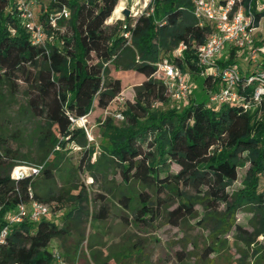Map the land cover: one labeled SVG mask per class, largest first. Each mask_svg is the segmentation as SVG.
<instances>
[{
    "label": "trees",
    "instance_id": "obj_1",
    "mask_svg": "<svg viewBox=\"0 0 264 264\" xmlns=\"http://www.w3.org/2000/svg\"><path fill=\"white\" fill-rule=\"evenodd\" d=\"M241 2L245 5L249 0ZM10 3L11 0H0V83L13 87L14 75H23L34 91L28 105L47 121L58 138L80 132L71 118L88 117L93 108L112 111L111 101L123 90L120 71L128 70L138 76L140 83L133 87L134 98L125 100L126 111H121L125 124L117 128L108 116L99 124L100 161L118 170L125 187L116 202L133 214L138 226H150L162 215L167 224L177 227L194 216L195 205H203L211 214L205 213L204 218L215 220L223 233L231 226L241 231L242 227L228 218L240 206L248 205L258 221L255 234L264 238V193L258 182L264 175V121L255 125V113L243 111L240 104L199 101L204 98H193L181 109L164 112L152 111L149 104L151 100L164 103L168 99L162 84L154 78L155 65L162 59L184 75L198 74L196 47L204 42L210 26H198L191 0H150L146 13L127 19L122 26L105 24L107 19L119 15V0H57L54 5L65 4L70 15L56 29L47 27L51 33L46 32V38L52 39L43 46L28 43ZM261 18L264 9L253 12L255 27ZM125 32L129 33L128 39L123 37ZM179 44L184 49L176 55L173 52ZM253 48L256 56L264 55L262 41L255 42ZM227 51L224 60H214L213 64L235 68L241 78L248 76L251 69L264 71L263 63H257L256 58L250 63L246 54ZM243 58L247 66L239 70L237 61ZM109 66L115 70L111 76L106 72ZM198 83L202 92L217 86L209 76L198 78ZM81 148L77 170L93 166L88 165L91 148L85 144ZM11 159L5 140L0 138V208L4 213L13 211L19 202H26L29 195L36 201H47L37 192L52 183L54 167L46 162L39 165L37 177L13 180L9 177ZM240 161L251 165L241 187L232 194L227 189L236 180ZM170 165L176 166V171H170ZM132 184L136 189L128 188ZM81 199L88 201L86 194ZM98 199L97 211L89 214L96 222L108 215L104 198ZM172 202L175 205L170 208ZM221 204L225 212L218 220L214 215ZM62 220L61 225L45 217L10 225L0 245V264H50L53 258L48 242L60 241L71 233L70 211ZM208 238L206 256L216 254L220 247V241L211 235ZM176 256L184 260L180 253ZM256 261L264 264V252Z\"/></svg>",
    "mask_w": 264,
    "mask_h": 264
},
{
    "label": "rangeland",
    "instance_id": "obj_2",
    "mask_svg": "<svg viewBox=\"0 0 264 264\" xmlns=\"http://www.w3.org/2000/svg\"><path fill=\"white\" fill-rule=\"evenodd\" d=\"M119 1L122 2L123 9L116 18L107 19L105 24L121 23L119 26H122L127 19L133 20L146 13L150 2V0ZM123 11H127V15H124ZM263 38L264 18H261L252 40L261 42ZM227 52L225 47L221 60L226 58ZM239 53L246 54L243 47L235 50V54ZM256 62L264 65V55L256 56ZM246 66L245 58L237 61L239 70L245 69ZM113 70L109 66L106 72L111 76L114 74ZM119 74L123 88L121 96L124 101H132L133 87L140 83L138 76L128 70L120 71ZM184 78L188 85L187 97L180 102L167 99L166 102L159 103L151 100L149 104L152 111L181 109L184 105L190 104L189 101L193 98H204L199 101L208 104L209 94L205 96L204 92L209 93L210 90L202 92L198 83L200 76L186 74ZM12 81L13 87L7 86L4 82L0 83V138L5 140V146L12 154L13 166L9 177H13L15 171L22 165L49 163L54 167L53 181L37 192L47 199L43 202L49 209L45 220H52L55 224L61 225L62 216L69 211L71 213L72 220L68 223L71 229L69 236L60 241L51 239L48 242V250H55L58 253V257L53 258L50 264H259L256 257L264 252V238L260 234H255L258 230V221L252 217V208L248 205L240 206L233 216L228 218V221L232 219L234 225L242 227L241 231H236L231 226L223 233L215 220L204 218V214L210 212L204 210L203 205H195L194 216L186 218L177 227L167 224L162 215L150 226H138L136 224L138 222L133 220V214L116 202L125 187L120 181L118 170L100 161L102 148L99 134L102 128L99 124L108 116L112 125L120 128L125 124V119L117 120L111 113L106 114L93 108L88 117L81 120L71 118L73 126L78 127L80 132L60 139L53 133L47 121L28 105L29 99L34 95L29 82H26L20 73H16ZM114 107L110 105L109 109L113 110ZM118 108L122 112L126 111V105ZM263 121V112L255 114V125ZM52 133L54 136L50 137ZM83 144L91 148L88 165H93L94 168L91 166L77 170ZM250 165L249 161L239 162L236 180L227 189L229 193L233 194L236 191L234 189L241 187L240 182ZM169 170L176 171V166L170 165ZM260 178L261 181L258 182L264 193V175H260ZM128 188L136 189L133 184ZM84 194L88 197L86 202L81 199ZM188 195L194 193L189 192ZM99 196L104 198L108 215L103 221L96 222L89 214L97 211ZM172 203L170 208L175 205V202ZM224 212L225 207L221 204L214 216L219 220ZM5 217L6 213L0 208V224ZM203 218L205 220L202 222ZM75 231L79 234L76 235ZM208 235L220 241V247L216 254L207 257L204 248L209 245ZM177 253L184 256L183 261L178 260ZM210 259H213L212 262Z\"/></svg>",
    "mask_w": 264,
    "mask_h": 264
},
{
    "label": "built area",
    "instance_id": "obj_3",
    "mask_svg": "<svg viewBox=\"0 0 264 264\" xmlns=\"http://www.w3.org/2000/svg\"><path fill=\"white\" fill-rule=\"evenodd\" d=\"M241 1L191 0L192 13L198 26L205 23L210 26V32L204 42L196 47L197 73L200 77L209 76L211 82H217L216 88L209 89L207 93L208 101L212 104H240L243 111L264 113V71L251 69L248 76L241 78L237 69L219 68L217 64H213L214 60L220 59L223 55L225 47L234 50L243 47L250 63L256 58L257 50L253 48L255 42L252 40V35L258 24L255 27L252 18L253 12L260 13L264 9V0H249L245 5ZM55 3L57 0H11L9 7L14 12L18 26L26 34L30 45L43 46L47 41H51L52 37L46 38L45 33L48 31L51 33V30L56 29L59 23H64L69 18L70 12L67 6L54 5ZM9 31L14 32L13 29ZM123 37L128 39L129 33L125 32ZM262 43L264 49V38ZM183 49L184 46L179 44L173 53L178 55ZM155 66L154 78L162 84L167 98L183 101L188 95L185 75L166 59H162ZM238 92L243 93V96ZM121 95L119 93L111 101V105L115 106L111 112L104 111L106 114L111 113V116L117 120L123 118L118 108L125 102ZM40 169L39 165H22L10 178L13 180L35 178ZM48 213L46 204L32 199L29 195L26 202L17 203L13 211L6 213L5 219L0 224V245L8 234L10 225L18 224L24 219L35 222ZM51 257L57 258L58 253L52 250Z\"/></svg>",
    "mask_w": 264,
    "mask_h": 264
},
{
    "label": "water",
    "instance_id": "obj_4",
    "mask_svg": "<svg viewBox=\"0 0 264 264\" xmlns=\"http://www.w3.org/2000/svg\"><path fill=\"white\" fill-rule=\"evenodd\" d=\"M127 13H128L127 11H123V14H124V15H127Z\"/></svg>",
    "mask_w": 264,
    "mask_h": 264
},
{
    "label": "bare ground",
    "instance_id": "obj_5",
    "mask_svg": "<svg viewBox=\"0 0 264 264\" xmlns=\"http://www.w3.org/2000/svg\"><path fill=\"white\" fill-rule=\"evenodd\" d=\"M122 9H123V8H122ZM122 9H121V10H122ZM121 10H120V11H121Z\"/></svg>",
    "mask_w": 264,
    "mask_h": 264
}]
</instances>
